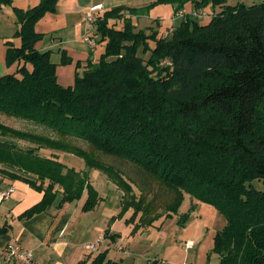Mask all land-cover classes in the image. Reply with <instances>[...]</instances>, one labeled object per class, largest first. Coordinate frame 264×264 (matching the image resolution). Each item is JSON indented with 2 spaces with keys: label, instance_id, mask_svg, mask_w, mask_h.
<instances>
[{
  "label": "trees",
  "instance_id": "obj_1",
  "mask_svg": "<svg viewBox=\"0 0 264 264\" xmlns=\"http://www.w3.org/2000/svg\"><path fill=\"white\" fill-rule=\"evenodd\" d=\"M168 1L178 12L190 0ZM57 3L40 0L25 9L0 0V9L14 7L21 39L18 45L7 42L6 62L16 66L0 75V112L61 138L53 141L0 123V180L20 179L43 192L20 217L43 212L56 201L79 200L85 191L83 210L98 205L89 171L40 151L71 149L88 168L107 171L122 185L121 209L111 223L133 209L125 221L135 224V234L177 214L188 193L226 218L214 237L217 264H264V2L193 0L197 9L207 3L220 9L208 23L186 14L179 26L162 30L165 35L136 31L128 6L99 12L93 24L104 51L87 58L82 74L68 86L58 79L53 51L37 47L44 37L37 23ZM114 19L123 25L117 27ZM61 62H72L66 50ZM21 138L38 146L21 145ZM70 139L86 142L90 150L69 146ZM112 158L132 166L136 177ZM186 220L183 214L179 223ZM8 231L9 224L0 227V235ZM91 264L116 262L101 252Z\"/></svg>",
  "mask_w": 264,
  "mask_h": 264
},
{
  "label": "rangeland",
  "instance_id": "obj_2",
  "mask_svg": "<svg viewBox=\"0 0 264 264\" xmlns=\"http://www.w3.org/2000/svg\"><path fill=\"white\" fill-rule=\"evenodd\" d=\"M39 2L40 0H16L15 4H24L26 7H31ZM262 2H264V0H227V4L230 5L238 3L251 5ZM78 3L80 7H78ZM94 5H102L103 11L120 5L128 6L129 8L127 11H132L130 15L136 27V31L139 29H146L147 32L150 33L151 29H156L159 30L160 33L162 32V34L170 31L169 29L167 31V28L179 26L186 14L195 17L196 15H194V12L202 11L204 14L196 16L197 20L201 23H208L211 19V15L220 9L218 6L213 7L211 3L205 4L203 9H197L193 6V0L186 2L184 9L178 12L175 11V3L168 0H58L55 10L46 14L37 24H40L42 26L41 28L46 30L43 39L39 41L37 47L44 48L43 50L48 48L53 49L51 58L54 62L58 63V79L65 86L75 83L77 76L81 75L84 70L87 58L91 57L92 59H97L104 51L105 43L99 42L100 34L96 33V26L82 18L85 12ZM1 9L3 11H0V56L6 66L4 73H2L5 74L15 70L16 66H9L6 62V42L12 41L15 45H18L21 43V39L16 33L17 13L14 7L5 5ZM112 22H114L117 27L123 25L121 19H114ZM80 24L81 28L84 26L86 27L83 29V35L76 39L78 34L75 33V29ZM162 30L165 31L163 32ZM87 35H93L94 38H96V40L94 39V41H96V48L94 51L91 50V47L87 43L85 38ZM53 39L56 40V42H60L59 44L61 45H56L54 42L52 46ZM59 48L62 49L59 51ZM62 50H67V55L72 57V62H61ZM140 54L145 58L149 56V53L143 54L140 52ZM78 60H81L79 65L77 64ZM0 123L19 130L22 133L25 132L45 136L53 141H57L58 139L61 140L55 132L42 125L2 112H0ZM70 140L71 141H65L69 143V146L72 147L75 145L82 149L90 150V146L86 142L75 139ZM18 141L24 146H38L37 141H30L25 138H21ZM40 151H43V154H48L50 152L57 154L59 160L68 167H74L76 170L89 171V180L91 184H93L100 195L104 197V199L101 200L102 202H100L102 205L98 208L99 210H96L95 214H93L94 217L102 213L108 205L114 207L119 198V201H121L124 191L118 179L107 173V171L97 168H88L85 159L76 154L73 150L43 148ZM104 157L106 158L107 156ZM108 160L113 162L115 166H120L127 175L136 177L135 172H131L133 168L129 164L115 160L114 158ZM257 186L260 188L263 187L262 183L259 181H257ZM134 190L136 194L139 193L136 187H134ZM132 213L133 209H130L126 217L129 218ZM183 214L187 215V220L184 225L179 223V219ZM94 217L90 220H96ZM125 220L124 218L123 221H119L118 226L115 228L116 231L119 233L124 232L123 234L126 235H134L132 231L135 224H128ZM163 220V222H161V220L154 227L141 228L136 232L137 234L135 233L138 236L133 240H131L132 238L130 239L129 243L132 250H130L129 253L132 254V258L128 259L127 264H133V258H135L134 264L151 263L155 258L163 256L162 250L164 249V245L168 247L167 264H170L175 259L178 261L186 251L185 244L189 239L194 240L196 245L194 248L188 249L187 253H189V260L185 264H217V254L213 251L214 237L216 233L226 225V218L217 207L210 203L194 199L186 193L178 213ZM99 222H103V219L98 220L97 223ZM107 222L108 220L105 223L107 224ZM106 224L105 226H107ZM127 229L129 230L125 232ZM163 241L164 243L161 245L157 243ZM169 244H172V246L176 248L169 247ZM119 249L123 250V247L119 245Z\"/></svg>",
  "mask_w": 264,
  "mask_h": 264
},
{
  "label": "crops",
  "instance_id": "obj_3",
  "mask_svg": "<svg viewBox=\"0 0 264 264\" xmlns=\"http://www.w3.org/2000/svg\"><path fill=\"white\" fill-rule=\"evenodd\" d=\"M15 1L16 0H14L15 6L25 9L30 7H26L24 4L17 5ZM78 7H80L79 3ZM0 11L3 10L1 9ZM82 18L85 20L84 15ZM41 27L40 24L37 25V29L45 34L46 30ZM84 27L81 28L80 24L75 29V33L78 34L76 39L83 35ZM7 42L6 49L8 47ZM54 42L56 45H61L59 44L60 42H56V40L53 39L52 46ZM90 47L91 50H95L92 46ZM40 49L43 50L44 48ZM61 49L62 48H59V51ZM46 50L53 51L51 48ZM5 68L4 61L1 60L0 56V75L4 73ZM4 189H11V195L5 200L0 196V227L4 224H9V231L7 234L0 235V264H15L7 260V249L13 244H20L25 249L31 250L34 264H91L93 258L101 252H106V258L115 261L116 264H127L128 259L132 258V254L129 253L130 250H132L129 242L131 238V240H133L138 236L136 235L137 233L134 235H126L123 234L124 232L119 233L115 229L119 221L128 218L126 217L128 212H126L122 218H116L115 221L112 223L110 222L112 216L117 215L120 211V198L117 200L114 207L108 205L105 207V210L96 217H94L93 214H95L96 210H99L98 208L102 205L100 202H102L101 200H103L104 197L99 193L100 201L98 205L93 210L85 211L83 210V204L87 198V191L84 192L82 198L79 200L67 201L61 205H58V201H56L55 204L43 212L34 214L31 217H20L27 209L41 201L43 192L36 190L23 180L1 177L0 192ZM92 216L96 218V220H90L93 218ZM100 219H103V222L97 223ZM107 220L108 222L106 224L105 222ZM159 222L160 221H157L152 226H156ZM105 224L107 226H105ZM108 228L110 230L109 234L105 236V230ZM128 230L129 229L125 232ZM98 240H100V245L97 251H90L86 248L87 243H95ZM187 241H192L193 245L187 247L185 244L186 251L178 261L175 259L170 264L187 263L189 260V253H187V251L188 249L194 248L196 245L194 240L189 239ZM157 243L161 245L164 241ZM119 245L123 247V250L119 249ZM168 246L174 249L176 248L172 246V244ZM162 251L163 256L157 257L154 260H157L158 264H167L168 247L164 245ZM132 261L134 264L135 258H133Z\"/></svg>",
  "mask_w": 264,
  "mask_h": 264
},
{
  "label": "built area",
  "instance_id": "obj_4",
  "mask_svg": "<svg viewBox=\"0 0 264 264\" xmlns=\"http://www.w3.org/2000/svg\"><path fill=\"white\" fill-rule=\"evenodd\" d=\"M102 11H103L102 5H94L85 12L84 18L88 22L93 23L97 14ZM202 14H204L202 11L194 12V15L196 16H199ZM86 40L88 41L89 45L92 46L93 48L96 46L94 39L90 37L89 35L86 36ZM165 63L168 64L170 62L165 60ZM10 195H11V189H4V190H1L0 192V196L3 200L8 199ZM99 245H100V240H98L95 243L86 244V248L90 251H97L99 249ZM192 245H193L192 241L186 242L187 247H191ZM7 260L14 262L15 264L16 263L17 264H34L32 251L25 249L20 244H13L8 247Z\"/></svg>",
  "mask_w": 264,
  "mask_h": 264
}]
</instances>
